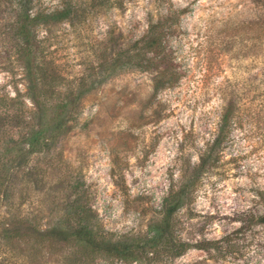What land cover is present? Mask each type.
<instances>
[{
    "label": "rangeland",
    "instance_id": "374dc122",
    "mask_svg": "<svg viewBox=\"0 0 264 264\" xmlns=\"http://www.w3.org/2000/svg\"><path fill=\"white\" fill-rule=\"evenodd\" d=\"M62 1L36 0V7L52 11ZM121 3L105 0L75 27L63 23L49 27L51 33L39 30L38 38H47V59L60 74L48 102L63 100L65 90L86 70L91 79L65 134L29 156L24 163L32 171L29 177L11 176V211L44 227L58 224L78 200L90 208L93 223L112 237L144 234L179 178V165L197 162L224 107L231 103L235 124L220 163L202 175L191 203L175 217L181 239L191 243L218 239L237 227L231 222L234 213L260 209L254 195L264 189V4L251 0ZM166 13L175 21L166 40V62L177 71L178 83L155 96L150 75L144 72L128 71L98 83L94 73L101 59L99 48L111 34L121 35L125 44L140 39L147 31L148 15L156 19ZM0 95L21 104L24 119L29 116L27 83L17 65L0 66ZM20 133L14 128L9 135L20 143ZM5 138L0 136L2 152V142L9 141ZM5 205L0 207V221L8 211ZM256 234L257 246H251L241 260L218 259L190 249L171 263L159 264H264V230ZM10 247V251L0 249V261L122 264L86 256L72 246L39 244L28 238L15 239Z\"/></svg>",
    "mask_w": 264,
    "mask_h": 264
},
{
    "label": "trees",
    "instance_id": "16d2710c",
    "mask_svg": "<svg viewBox=\"0 0 264 264\" xmlns=\"http://www.w3.org/2000/svg\"><path fill=\"white\" fill-rule=\"evenodd\" d=\"M114 1L122 4V0ZM251 1L264 4V0ZM104 2L63 0L58 9L45 11L36 7V0H0V66L8 69L17 65L22 69L32 107L24 119L21 104L20 107L16 100L0 95V136H8L9 140L2 142L4 148L3 152L0 151V207L6 204L8 208L0 221V249L10 251L13 240L28 238L39 244L72 246L86 256L116 260L122 264H159L162 260L171 263L190 249L218 259H243L251 246L256 245L258 229L264 230V189L257 190L254 195L260 209L234 213L231 222L237 227L218 239L191 243L181 239L175 223L178 212L191 203L202 175L212 172L220 163L235 124V106L231 103L224 107L211 138L197 155V162L191 165L187 161L179 165V178L171 184L161 201L158 217L149 223L144 234L112 237L93 223L89 216L90 208L78 200L69 206L70 210L62 215L58 224L44 227L35 219L18 216L11 211V176L21 173L25 178L29 177L32 171L24 167L29 156L45 150L51 139L65 134L79 110L78 98L87 91L91 79L86 70L74 85L65 90L63 100L48 102L47 98L55 94L51 90L52 83L60 78V74L47 59L44 47L47 38L39 39V30L42 28L51 33L49 27L63 23L75 27V22L90 16ZM174 22L167 13L156 19L148 15L144 36L126 44L122 42L123 37L120 39L121 35L112 33L105 45L99 48L101 59L94 73L98 83L116 74L138 71L150 75L153 96L174 87L179 75L166 62V40ZM106 51L107 56L104 55ZM14 128L21 131L20 143L9 135ZM0 264L8 263L1 260Z\"/></svg>",
    "mask_w": 264,
    "mask_h": 264
}]
</instances>
